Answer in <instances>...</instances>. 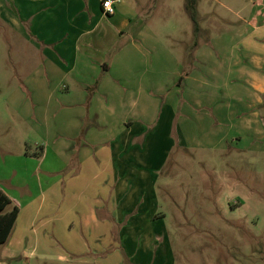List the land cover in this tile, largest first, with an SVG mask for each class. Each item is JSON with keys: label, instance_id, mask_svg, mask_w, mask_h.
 Listing matches in <instances>:
<instances>
[{"label": "crops", "instance_id": "crops-1", "mask_svg": "<svg viewBox=\"0 0 264 264\" xmlns=\"http://www.w3.org/2000/svg\"><path fill=\"white\" fill-rule=\"evenodd\" d=\"M105 1L0 0L29 46L7 104L42 143L2 166L19 209L8 241L112 264L98 256L115 232L130 264H172L158 191L172 149L256 151L264 137V0L181 56L152 25L157 0H111L112 16Z\"/></svg>", "mask_w": 264, "mask_h": 264}, {"label": "rangeland", "instance_id": "rangeland-1", "mask_svg": "<svg viewBox=\"0 0 264 264\" xmlns=\"http://www.w3.org/2000/svg\"><path fill=\"white\" fill-rule=\"evenodd\" d=\"M189 1L157 0V8L151 14L155 17L152 25L179 56L195 42H208L207 35L240 26L242 19L249 18L261 2L196 0L203 31L195 39ZM1 24L0 176L6 162L18 160L26 151L37 153L38 145H42L38 136L28 130L27 122L7 104L17 83L12 71L20 67V61L25 64L21 57L26 56L19 53L29 46ZM171 137L175 142V136ZM167 159L158 191L166 217L172 264H264V137L256 151L250 147L226 152L174 147ZM113 236L103 240L98 258L112 264L116 261L130 264L115 232ZM9 241L0 249V264H96L97 258L92 263L78 262L91 258L87 254L78 256L54 239V244L40 248L28 241L21 247L11 246Z\"/></svg>", "mask_w": 264, "mask_h": 264}, {"label": "trees", "instance_id": "trees-1", "mask_svg": "<svg viewBox=\"0 0 264 264\" xmlns=\"http://www.w3.org/2000/svg\"><path fill=\"white\" fill-rule=\"evenodd\" d=\"M189 3L191 19L195 28L199 29L196 0H190ZM10 207L11 209L8 210ZM18 215L19 209L16 206H13L12 200L0 189V249L10 239Z\"/></svg>", "mask_w": 264, "mask_h": 264}, {"label": "built area", "instance_id": "built-area-1", "mask_svg": "<svg viewBox=\"0 0 264 264\" xmlns=\"http://www.w3.org/2000/svg\"><path fill=\"white\" fill-rule=\"evenodd\" d=\"M103 9L106 16H112L115 13V8L111 0H107L103 3Z\"/></svg>", "mask_w": 264, "mask_h": 264}]
</instances>
